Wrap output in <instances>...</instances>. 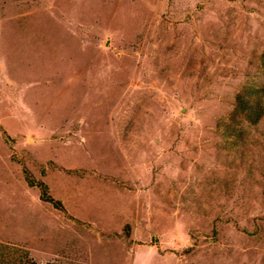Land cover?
<instances>
[{"label":"rangeland","instance_id":"1","mask_svg":"<svg viewBox=\"0 0 264 264\" xmlns=\"http://www.w3.org/2000/svg\"><path fill=\"white\" fill-rule=\"evenodd\" d=\"M0 243L264 264V0H0Z\"/></svg>","mask_w":264,"mask_h":264},{"label":"trees","instance_id":"2","mask_svg":"<svg viewBox=\"0 0 264 264\" xmlns=\"http://www.w3.org/2000/svg\"><path fill=\"white\" fill-rule=\"evenodd\" d=\"M258 91L253 86H245L237 95L235 103V111L243 114L245 119L256 123L263 111V107L259 102ZM29 185L35 184L41 192V199L53 204L57 208H62V203L54 199L49 193L48 188L42 181L33 183L28 181ZM0 264H38L28 254V251L22 247L12 246L0 243Z\"/></svg>","mask_w":264,"mask_h":264}]
</instances>
